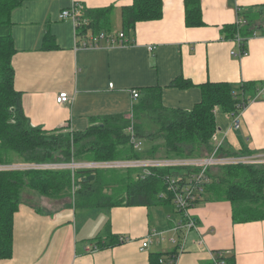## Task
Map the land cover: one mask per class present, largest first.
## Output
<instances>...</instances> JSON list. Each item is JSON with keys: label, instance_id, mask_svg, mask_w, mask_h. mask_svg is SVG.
Segmentation results:
<instances>
[{"label": "crops", "instance_id": "obj_1", "mask_svg": "<svg viewBox=\"0 0 264 264\" xmlns=\"http://www.w3.org/2000/svg\"><path fill=\"white\" fill-rule=\"evenodd\" d=\"M131 4L25 0L11 11L14 88L29 122L45 130L83 132L105 116L133 119V106L149 88L159 91L166 108L191 110L201 100L204 83L224 82L243 90L246 84L240 128L229 125L230 111L216 107L215 136L230 154L263 156L264 0H200L203 23L193 27L185 24V0H162L160 18L137 21L132 31H125L122 9ZM75 7L78 15L79 9L107 8L108 30H94L87 19L82 28L73 19L60 18L63 10ZM247 19L252 20V35L229 36V26L241 28ZM100 33H122L128 43L111 45L100 38L96 46L81 45ZM241 49L245 53L239 56ZM60 92L69 101L57 103ZM22 194L12 220V255L0 258V264H149L150 253L163 258L174 254V264H212L215 251L234 256L235 264H264V219L234 221L231 203L207 200L205 190L187 211L197 225L184 236V229H175L184 217L172 199L76 211L64 197L32 190ZM145 240L149 243L141 249Z\"/></svg>", "mask_w": 264, "mask_h": 264}, {"label": "trees", "instance_id": "obj_2", "mask_svg": "<svg viewBox=\"0 0 264 264\" xmlns=\"http://www.w3.org/2000/svg\"><path fill=\"white\" fill-rule=\"evenodd\" d=\"M23 1L0 0V165L141 160L157 155L165 158L207 156L214 148V109L221 107L223 111H235L242 99L234 96L233 92L239 88L238 95L246 96V84L243 90L242 86L224 82L204 83L201 85V100L191 110H180L163 106L159 91L149 88L133 106V120L122 115H109L92 123L83 132L45 130L33 126L23 112L21 94L14 88L11 62L15 49L10 13ZM107 10L79 9L82 13L78 16V26L81 24L83 28L86 25L84 19H87L89 27L107 31ZM161 15L162 0H132L130 6L122 9L123 28L132 31L137 21L154 20ZM202 23L200 0H185V24L193 27ZM251 25L252 20L247 19L241 28L229 26V36L234 38L238 33L245 39L253 34ZM86 31L84 28L81 33ZM45 41H51L48 34ZM131 121L134 136L142 142L140 151L133 147L130 133L126 130ZM220 152L236 155L230 154L224 145ZM212 168L217 171H212ZM212 168L207 172L210 178L205 186L209 195L207 200L230 202L234 221L264 219V162ZM149 170L150 174L143 177L137 168L0 170V258L12 255V220L24 190L36 191L50 198L72 194V206L87 209L171 202L166 176L182 171L156 167ZM163 257L162 253H150L149 264H169L175 259L174 254ZM221 259L223 264H235L234 256L230 254Z\"/></svg>", "mask_w": 264, "mask_h": 264}, {"label": "built area", "instance_id": "obj_3", "mask_svg": "<svg viewBox=\"0 0 264 264\" xmlns=\"http://www.w3.org/2000/svg\"><path fill=\"white\" fill-rule=\"evenodd\" d=\"M78 9L75 7L72 10L66 9L60 13V18H70L77 22L78 18ZM105 38L108 44H124L128 43V40L124 39V35L122 33L118 34L116 37H112L111 35H106L104 33H100L97 36H93L90 40L84 41L81 43L82 46H96L98 45V39ZM234 54V52H231ZM244 50L241 49L238 52V55L244 54ZM234 96L241 97V102L236 105L235 111H230L228 113L230 124L232 128L239 129L240 128V114L242 109L245 107L246 102H244L245 97L239 96L240 89H237L233 92ZM239 94V95H238ZM137 92H133V98H137ZM69 101V95L66 92H60L56 97L57 103H65ZM127 131L130 133V142L133 144V147L136 150H141L142 142L136 136H134V130L132 128V124L128 126ZM216 133V132H215ZM214 134V148L211 151V154L202 157H185V158H165L160 157L159 159L151 158V159H141V160H115V161H106V162H86L84 165H78L83 162H69V163H13L9 165H0V170H30V169H76V168H116V169H125V168H144L148 170L151 167L156 168H168L172 170L182 171L181 173L174 175L166 176L167 189L172 194V203L174 204L176 211L182 214L184 219L181 223L177 224L175 229L182 228L184 229L183 236L185 233L196 227V221L189 217L188 209L193 206L195 203L202 199V195L204 194L205 186L209 183L210 178L207 176V172L209 168L229 165V164H253V163H261L264 162L263 156H251V154H236V155H227L220 152L221 146L223 145L222 140H217V137ZM226 137V134L224 135ZM154 159V160H152ZM143 169V170H144ZM189 169L190 171H186ZM192 169H195L192 170ZM142 172V177L144 175L150 174L149 171ZM184 171V172H183ZM161 233L152 232L151 235L158 236ZM123 240L120 238L119 241ZM170 241L175 242L176 239H171ZM149 243V240H145L141 249L145 248ZM96 248V246H93ZM227 252L223 251H215L212 254V264H223L222 257L225 256ZM176 258L169 261V264H174Z\"/></svg>", "mask_w": 264, "mask_h": 264}, {"label": "rangeland", "instance_id": "obj_4", "mask_svg": "<svg viewBox=\"0 0 264 264\" xmlns=\"http://www.w3.org/2000/svg\"><path fill=\"white\" fill-rule=\"evenodd\" d=\"M115 29L118 30L119 27H115ZM132 120H133V119H132ZM85 163H86V162L79 163L78 165H84ZM35 192H36V191H35ZM37 193H38V192H37ZM38 194H39V193H38ZM22 195H23V194H22ZM22 195H21V196H22ZM42 196H43V195H42ZM46 197H47V196H46ZM64 198H65V199H68V200L71 202L69 205H72V194H71V196H65ZM73 207H74V205H73ZM166 208H167V207H165V209H166ZM74 209H75L76 211H78V210H80V209H82V208H77V207L75 208V207H74ZM168 209H169V208H168ZM169 210H170V209H169ZM75 231H76V230H75Z\"/></svg>", "mask_w": 264, "mask_h": 264}, {"label": "bare ground", "instance_id": "obj_5", "mask_svg": "<svg viewBox=\"0 0 264 264\" xmlns=\"http://www.w3.org/2000/svg\"><path fill=\"white\" fill-rule=\"evenodd\" d=\"M242 20H243V19H242ZM240 22L242 23V21H240ZM244 22H245V21H244ZM238 23H239V22H238ZM241 23H240V24H241ZM240 24H239V25H240ZM237 36H238V35H237ZM236 39H237V38H236ZM240 40H241V39H240ZM242 42H243V41H242ZM237 43H238V42H237ZM237 46H239V45H237ZM238 48H239V47H238ZM244 49H245V48H244ZM239 50H240V49H239ZM242 50H243V49H242ZM122 238H123V237H122ZM175 239H176V238H175Z\"/></svg>", "mask_w": 264, "mask_h": 264}]
</instances>
